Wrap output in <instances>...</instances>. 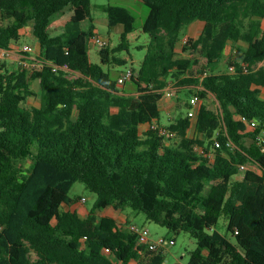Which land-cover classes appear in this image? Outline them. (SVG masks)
Returning a JSON list of instances; mask_svg holds the SVG:
<instances>
[{
    "label": "trees",
    "instance_id": "trees-1",
    "mask_svg": "<svg viewBox=\"0 0 264 264\" xmlns=\"http://www.w3.org/2000/svg\"><path fill=\"white\" fill-rule=\"evenodd\" d=\"M91 1L0 0V45L18 42L32 24L39 57L48 61L39 69L0 62V264H165L166 251L100 214L110 206L145 212L172 239L195 236L189 260L174 264H264V151L255 140L264 128V0H142L151 40L138 46L146 53L132 67L133 90L112 69L132 57L136 16L126 6L104 7L109 25L124 30L94 63ZM67 8L65 31L52 34ZM196 20L202 32L187 35L180 50L183 28ZM231 43L241 53L223 70ZM171 82L177 113L165 126L175 135L141 132L144 123L162 124ZM37 95L40 104H29ZM195 95L202 102L192 117ZM77 181L97 194L85 215L63 208L75 202ZM222 214L228 234L209 231Z\"/></svg>",
    "mask_w": 264,
    "mask_h": 264
},
{
    "label": "rangeland",
    "instance_id": "rangeland-1",
    "mask_svg": "<svg viewBox=\"0 0 264 264\" xmlns=\"http://www.w3.org/2000/svg\"><path fill=\"white\" fill-rule=\"evenodd\" d=\"M116 4V5H122L128 7L136 16L135 20V28L133 32L130 34V53L132 54V57H128V62L122 65H116L115 68L112 70L114 75L117 77L118 75H122V73L128 71L129 69H132V67H138L143 60L146 49L139 48L138 46L148 44L151 40V35L143 30V23L148 15L149 8L145 5V3L142 0H92L91 1V17L93 18L92 22L95 23L96 29L95 32L99 36H102L104 38L108 39V44L111 47L116 46L121 41V33L124 30V26L122 24H118L116 26H110L109 25V19H108V13L105 11L104 7L107 4ZM72 13V10L70 8H67L66 12L60 14L57 16L51 27L50 31L52 34H58L63 31H65V24L67 20L69 19L70 15ZM91 23V20L86 19L82 22V26L84 28H88ZM203 29V22L201 20H196L190 25H187L182 30V38L185 39L187 35H194L197 36L202 32ZM92 38V37H91ZM183 42L179 43L178 48L181 50L183 46ZM19 45H23L25 43H29L33 45L34 47L37 46L39 41L35 38L33 34V25H27L25 28H23L21 38L18 41ZM107 44V45H108ZM242 45L240 42L239 45ZM89 45V55L90 60L94 63H100L101 64V56L99 53V50L101 48V45L98 43H95L91 39L88 41ZM238 44L234 45L231 43L229 47L225 51V56L223 61L220 63L221 69L225 70L227 69V60L229 57H238L241 53L240 46ZM39 45L36 47V52H39ZM127 51H122L118 53L121 57L128 56ZM8 62L12 66H16L19 64V59L17 55L10 58ZM103 67L108 70L111 65L110 64H103ZM126 85V88L128 90H133L135 87L133 86L132 81H126L121 86ZM32 88L39 92V83L38 80L32 81ZM175 88L174 94L167 97L165 102L162 104V113H161V123L164 125H167L169 123L170 118L173 119L176 116V104H175V94L177 92ZM40 95L32 96L29 99V104H40ZM201 99V98H200ZM202 101V99H201ZM208 103L210 105L217 109L218 103L215 99V96L213 94H210L207 98ZM170 117V118H169ZM195 121V120H194ZM195 129V122L191 128V134H193ZM249 167V166H248ZM252 168H258L255 165L250 166ZM70 196L75 200V202L72 205H64V209H76L80 211L83 215L88 213L90 209H92L96 199L97 194L93 191H91L84 182L77 181L73 184L72 188L70 189ZM85 198V199H83ZM108 212L114 213L115 209L113 206H110L109 209L107 208ZM105 211L101 212L100 214H105ZM121 212L125 214L128 217V221L120 222L123 223V226L130 229V224H136L139 227H148L150 229V232L152 234V237L154 239H158L161 236H166L168 238L172 237V234L168 232V229L152 220H149L147 218V215L143 211L135 210L130 206H126ZM215 229H218L220 232L224 234H228L227 231V219L224 214L220 216L219 222L214 228H210L209 231H214ZM85 242V241H84ZM85 245V244H84ZM198 247L197 239L195 236H193L190 232L184 231L181 234L176 236L175 243L170 245L167 252V259L166 264H174L177 261H182L186 263L189 258L190 254L193 250H195ZM106 252L115 258V255L111 254L109 250H106ZM136 262H134L135 264Z\"/></svg>",
    "mask_w": 264,
    "mask_h": 264
},
{
    "label": "built area",
    "instance_id": "built-area-1",
    "mask_svg": "<svg viewBox=\"0 0 264 264\" xmlns=\"http://www.w3.org/2000/svg\"><path fill=\"white\" fill-rule=\"evenodd\" d=\"M90 39L92 41H94L95 43L100 44L101 46L108 44V39L104 38L102 36H99L98 34H95ZM185 41H186V38L184 39V42ZM15 55H17L20 63L24 67L30 68V69H39L44 64L48 63V61L39 57L38 52H36V47H34L33 45H31L29 43L19 45V43L16 42V43H13L9 47H3L0 45V62L2 60H5V59L9 60L10 58L14 57ZM53 65L55 66L56 69L59 67L57 64H53ZM246 66H247V64H244V67H246ZM230 69L234 70V67L231 66ZM132 74H133L132 69H129L128 71L122 73V75H120V77L118 78L119 85H122L127 80L131 79ZM205 74H207V71L205 72ZM170 84L174 85L173 82H171ZM174 87H172V89ZM165 91H166V94L169 96L173 94L171 91V88L168 89V87H166ZM191 101L194 104V107L190 111V115L192 117H196L198 109H199L198 105L200 104L201 99L198 95H195L191 99ZM150 128L158 130L163 135H167V136H174L175 135L174 132L170 131L165 125L160 124L157 120H154L150 123ZM255 140L257 141V143L261 146L262 150L264 151V128L262 129L261 132H259L256 135ZM217 145H220V143L217 142ZM242 167H245V165H243ZM83 199H85V198H83ZM129 227H130V230L138 233L139 241L141 243L148 244L150 249H153V250L161 249L163 251L168 252L169 246L175 243V239L168 238L166 236H161L158 239H154L152 237V234H151L150 229L148 227H139L136 224H130ZM165 264H166V261H165Z\"/></svg>",
    "mask_w": 264,
    "mask_h": 264
},
{
    "label": "crops",
    "instance_id": "crops-1",
    "mask_svg": "<svg viewBox=\"0 0 264 264\" xmlns=\"http://www.w3.org/2000/svg\"><path fill=\"white\" fill-rule=\"evenodd\" d=\"M22 31H23V29H22ZM185 38H186V37H185ZM38 45H39V49H40V43H38L36 47H38ZM167 87H168V89L171 88V91H172V93L174 94V90H175V89H174V88L172 89V87H174V85L170 84V85H168ZM173 94H172V95H173ZM170 96H171V95H170ZM167 97H169V95H167V94H166V91H165V95H164V97L162 98L161 103H160V108H161V110H162V104L165 102V100H166ZM201 102H202V101H200V104H201ZM175 103H176V101H175ZM200 104L198 105V107L200 106ZM169 118H170V117H169ZM170 119H171V118H170ZM150 123H151V122H147V123L142 124L141 127H140V131H141V132H144V131L148 130V129L150 128ZM163 125H164V124H163ZM108 209H109V208H108ZM105 215L113 216V217L117 218L119 221L122 220V222L128 220V217H127L125 214H123V212H117V211H115L114 213H111V212H108V210H106Z\"/></svg>",
    "mask_w": 264,
    "mask_h": 264
}]
</instances>
